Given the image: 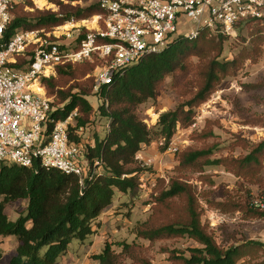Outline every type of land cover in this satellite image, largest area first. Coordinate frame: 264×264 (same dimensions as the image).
I'll return each mask as SVG.
<instances>
[{
  "label": "trees",
  "instance_id": "16d2710c",
  "mask_svg": "<svg viewBox=\"0 0 264 264\" xmlns=\"http://www.w3.org/2000/svg\"><path fill=\"white\" fill-rule=\"evenodd\" d=\"M65 1L68 5L56 1L63 13L35 9L31 0L15 6L5 38L19 31H50L72 19L87 20L102 12L96 0ZM79 1L92 3L85 8L73 5ZM26 8L34 10L26 11ZM245 25L248 38L240 37L242 46L232 59L224 57L228 36L214 35L205 29L197 38L179 37L163 51L145 56L112 85L103 88L100 97L104 103L98 112L107 119L108 126L105 136L97 137L94 147L87 148L90 161H101V170L92 180L81 185L78 177L55 169L35 170L0 162V241L16 237L19 242L8 264H56L74 241L85 242L95 234L94 224L113 204L115 194L135 193L139 189L138 175L143 169L138 166L137 155L142 146L163 140L162 149L167 150L178 128L191 129L197 109L225 81L236 78L247 61L259 59L264 46V17L242 20L236 31L240 32ZM26 63L21 58L18 67L24 68ZM93 68L89 64L59 66L56 77L43 80L47 94L56 99L54 104L63 105L55 111V119L65 120L74 111L78 112L76 127L71 128L73 142L81 140L76 129L88 130L92 125L95 111L87 98L92 95L94 82L84 78ZM168 78H172L171 88L180 100L150 128L138 115V108L156 102ZM245 122L264 126V116L253 115ZM214 125L207 121L201 132L190 136L194 144L175 154L176 176L168 181L157 178L151 213L136 226V237L150 244L181 238L195 242V247L184 250L164 249L169 254V264H264V243L248 241L222 247L203 224L204 209L196 188L189 183L190 175L197 174L203 185L212 186L214 180L207 174L210 167H223L247 182H261L264 172V140L251 144L237 137L231 146L241 147L247 151L245 155L216 157L221 143L214 134ZM263 193L264 189L259 194ZM202 196L209 207L222 213L243 211L247 217L264 219V211L251 208L252 195L247 204L231 195L221 202L212 200L211 193ZM18 200L28 201L27 213L11 221L5 207ZM120 246L122 252L118 255L112 245L106 244L102 253L94 256L97 264H124L121 260L124 257L132 260L130 264H153L139 245L121 243ZM2 259L0 248V264H4Z\"/></svg>",
  "mask_w": 264,
  "mask_h": 264
},
{
  "label": "built area",
  "instance_id": "2783aa9c",
  "mask_svg": "<svg viewBox=\"0 0 264 264\" xmlns=\"http://www.w3.org/2000/svg\"><path fill=\"white\" fill-rule=\"evenodd\" d=\"M26 0H0V162L28 169H55L79 178L83 185L101 170V161H90L87 130L76 129L81 138L71 141L78 112L57 120V110L47 96L43 80L57 76V68L99 62L94 93L112 85L145 56L159 53L179 37L197 38L205 29L228 37L236 35L242 20L264 17V0H96L100 15L96 27L90 21H68L50 31H19L6 39L15 6ZM36 4L35 0H31ZM27 63L18 67L19 59ZM38 84L45 93L37 92ZM195 119L192 129H197ZM185 147L175 136L168 152ZM158 177L153 175L151 192ZM251 208L264 211V193L253 195Z\"/></svg>",
  "mask_w": 264,
  "mask_h": 264
},
{
  "label": "rangeland",
  "instance_id": "374dc122",
  "mask_svg": "<svg viewBox=\"0 0 264 264\" xmlns=\"http://www.w3.org/2000/svg\"><path fill=\"white\" fill-rule=\"evenodd\" d=\"M56 1L58 0H46L48 5L42 8L33 4L35 9L41 11L60 12L62 11L61 7ZM62 1L65 5H68L67 1ZM91 3L92 1H79L74 2L73 5L85 8ZM25 10L33 11L34 9L26 8ZM94 17L87 19L90 21L89 26L96 21ZM87 20L75 21L81 23ZM63 27L65 29L60 30V33L69 29L70 25L65 23ZM240 37L248 38L246 25L236 35L228 37L224 57L232 59L238 53L242 46ZM262 49L263 52L256 62L247 61L236 78L225 81L211 99L197 109L195 117L199 122L197 129L184 130L178 128L175 134L178 142H184L185 147L193 145L190 136L195 132H201L207 121L215 123L213 126L214 134L221 143L220 149L215 154L216 157L222 155L237 158L245 155L247 151L241 147L232 148L231 146L237 137L251 144L264 140V126L245 122V119L253 117V115L264 116V46ZM82 64L94 65L93 70L84 78V80L92 79L94 82L93 74L100 65L99 62ZM171 84L172 78H168L157 101H151L138 108V115L150 128H154L161 114L174 109L180 100L179 94L171 88ZM71 85L72 83L65 88H69ZM48 97L52 99L53 105H55V97L49 95ZM87 99L95 112L92 116V125L85 133V139L92 142L97 137L101 138L105 135L108 121L99 115L98 109L104 103V100L100 95L94 93V86L92 95ZM54 107L59 109L63 105L59 104ZM163 147V140H154L147 146H142L141 151L138 153V155L143 154L140 161L138 160V166L143 169L138 175L139 189L135 193L128 194L117 192L119 198H114L113 204L95 222V234L85 242L74 241L68 252L60 258L57 264H97L98 261L94 256L102 253L106 244L112 245V250L119 255L122 252L121 243L139 245L145 250V255L153 264H169V254L164 252V249L184 250L196 246L195 242L188 238L150 244L148 241L136 237V226L145 222L151 213L154 190L151 192L152 180L149 178L153 175L155 178H166L168 181L169 177L177 175L175 171L178 164L176 155L168 152V150H163ZM207 174L212 176L214 185H203L198 180L199 175L197 174L190 175L189 183L196 188L204 209L203 224L208 227L218 244L222 247H228L248 241L264 243V219L247 217L243 211L222 213L209 207L202 196L204 193H211L212 200L221 202L226 199L227 195H231L247 204L250 195H258L264 189V172L260 177L261 182H247L227 172L223 167H210ZM27 205V200L12 202L6 205L5 213L11 221H16L26 215ZM111 218L115 219L114 223H111ZM18 245L19 242L16 237L1 239L0 248L4 264H8L16 254ZM121 260L124 264L132 263L129 257H124Z\"/></svg>",
  "mask_w": 264,
  "mask_h": 264
},
{
  "label": "bare ground",
  "instance_id": "6f19581e",
  "mask_svg": "<svg viewBox=\"0 0 264 264\" xmlns=\"http://www.w3.org/2000/svg\"><path fill=\"white\" fill-rule=\"evenodd\" d=\"M36 3H37V5L39 6V7H45V6H47L48 5V3L46 2V0H36ZM96 20V19H95ZM96 21H94V23H92L90 26H91V28H94V27H96ZM64 29V28H63ZM34 89L37 91V92H39V93H42V94H44L45 93V90L41 87V86H39L38 84H36L35 85V87H34Z\"/></svg>",
  "mask_w": 264,
  "mask_h": 264
},
{
  "label": "crops",
  "instance_id": "0c3cea01",
  "mask_svg": "<svg viewBox=\"0 0 264 264\" xmlns=\"http://www.w3.org/2000/svg\"><path fill=\"white\" fill-rule=\"evenodd\" d=\"M35 2H36V0H35ZM36 5H37V3H36ZM88 25H89V24H88ZM89 27H90V26H89ZM64 29H65V28H64ZM104 136H105V135H104ZM104 136H103V137H104ZM92 141H95V140H92ZM144 146H147V145H144ZM143 148H144V147H143ZM142 156H143L142 153L139 154V155H137V160L140 161V158H142ZM116 197L119 198V194L116 193L115 196H114V198H116ZM111 219H112L111 223H114V222H115V219H114V218H111ZM116 220H118V219H116ZM108 225H109V224H108ZM59 260H60V259H59ZM59 260H58V261H59ZM58 261H57V263H58ZM57 263H56V264H57Z\"/></svg>",
  "mask_w": 264,
  "mask_h": 264
}]
</instances>
